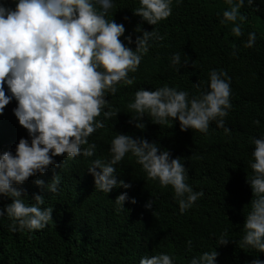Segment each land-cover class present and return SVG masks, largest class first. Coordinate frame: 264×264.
I'll list each match as a JSON object with an SVG mask.
<instances>
[{
    "label": "trees",
    "instance_id": "obj_1",
    "mask_svg": "<svg viewBox=\"0 0 264 264\" xmlns=\"http://www.w3.org/2000/svg\"><path fill=\"white\" fill-rule=\"evenodd\" d=\"M8 3L12 6L11 0ZM114 4L112 19L125 29L119 38L122 42L126 35L133 40L140 35L134 31L137 25L142 31L155 28L164 39L153 42L137 71L128 74L136 77L132 85L119 86L116 94L105 96L120 112L88 137L97 146L94 156H55L54 166L19 185L29 203L33 193L44 197L41 207L52 206V220L40 230L13 232L8 227L12 221L0 216V264H138L142 256L160 252L174 254L175 264H187L193 255L208 250L217 252L216 264L264 260V253L239 247L243 215L251 199L246 182L251 171L250 137L264 133V0H253V6L239 9L245 17L240 37L230 33V23H220L221 13L228 7L224 0H180L179 4L173 0L170 16L155 25L133 14L138 0H114ZM250 31L256 33V41L251 48H244ZM177 51L181 60L187 56L188 64L174 72L170 57ZM213 68L224 69L231 78L232 108L224 118L227 134L214 121L207 135L193 129L181 131L175 120L157 125L142 117V130L128 123L131 112L125 106L138 88L154 90L167 84L192 95L196 93L193 84L206 81ZM14 107L12 100L0 114V153L14 152L19 138L28 139L12 113ZM254 120L259 123L254 124ZM115 133L143 137L168 150L172 158L179 156L187 169V183L204 195L180 214L171 188H160L148 180L127 154L114 167L117 178L130 187L106 194L97 190L87 167L92 159L109 158V141ZM54 173L60 176L56 193L33 184L35 179L49 182ZM122 192L135 203L126 200L123 209H118L114 198ZM149 201L152 205L146 208ZM10 202V198L0 196V210ZM224 228L230 240L217 245L216 237ZM189 239L191 251L185 243Z\"/></svg>",
    "mask_w": 264,
    "mask_h": 264
},
{
    "label": "clouds",
    "instance_id": "obj_2",
    "mask_svg": "<svg viewBox=\"0 0 264 264\" xmlns=\"http://www.w3.org/2000/svg\"><path fill=\"white\" fill-rule=\"evenodd\" d=\"M172 2L138 0L133 14L155 25L170 16ZM175 2L179 4L180 0ZM11 3L9 6L8 0H0V114L15 100L12 113L26 130L28 139L19 138L14 152L0 153V196L11 200L0 210V216L12 221L9 231L31 232L43 229L52 220V206L41 207L44 197L37 193H33L31 203L27 202V193L19 185L54 166L55 156L63 154L67 159L94 156L97 146L88 137L120 112L105 96L116 94L119 86L132 85L136 77L128 74L137 71L153 42L164 37L155 28L142 31L137 25L134 31L140 35L134 40L126 35L122 42L119 38L124 26L115 22L110 12L115 7L114 0H11ZM224 3L228 7L222 11L220 23H230V33L240 37L245 17L239 9L253 6V0H224ZM255 41L256 33L250 31L243 47L251 48ZM128 44H134V49ZM231 54L235 55V46ZM184 57L181 60L179 51L171 54L169 66L174 72L188 64L187 56ZM230 81L224 69L213 68L208 71L206 81L193 84L196 93L192 95L167 84L154 90L138 88L125 106L131 112L128 123L142 130L145 127L142 117L157 125L175 120L181 131L193 129L207 135L209 124L214 121L227 134L224 118L232 108ZM250 144L251 171L246 182L251 199L243 215L239 247L264 253V133L250 137ZM108 152L109 158L92 159L87 167L94 187L105 194L118 187H130L117 178L114 167L127 154L148 180L160 188H171L180 214L204 195L187 183V169L180 157L172 158L168 150L154 141L115 133ZM59 182L60 176L54 173L49 182L35 179L33 184L42 191L56 193ZM126 200L135 203L126 192L116 195L114 203L123 209ZM151 205L149 201L145 207ZM229 240L227 228L216 237L217 245ZM185 243L191 251V239ZM216 256L215 250L203 251L193 255L187 264H216ZM175 262L174 254L160 252L142 256L138 264ZM249 264H264V260L254 258Z\"/></svg>",
    "mask_w": 264,
    "mask_h": 264
}]
</instances>
